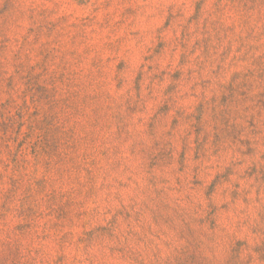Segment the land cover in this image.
<instances>
[{
  "label": "rangeland",
  "instance_id": "1",
  "mask_svg": "<svg viewBox=\"0 0 264 264\" xmlns=\"http://www.w3.org/2000/svg\"><path fill=\"white\" fill-rule=\"evenodd\" d=\"M0 264H264V0H0Z\"/></svg>",
  "mask_w": 264,
  "mask_h": 264
}]
</instances>
